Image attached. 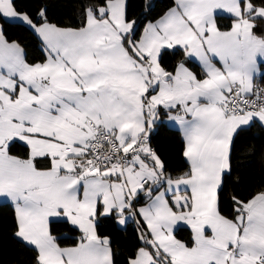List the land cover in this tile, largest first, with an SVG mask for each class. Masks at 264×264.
Returning a JSON list of instances; mask_svg holds the SVG:
<instances>
[{
    "label": "snow or ice",
    "instance_id": "6c2138e0",
    "mask_svg": "<svg viewBox=\"0 0 264 264\" xmlns=\"http://www.w3.org/2000/svg\"><path fill=\"white\" fill-rule=\"evenodd\" d=\"M217 10L233 16L230 30L217 27ZM39 16L37 24L0 0V17L32 28L46 51L30 64L0 28V197L13 206L14 237L35 252L32 264H114L100 215L140 218L143 246L128 264H264V190L233 197L231 217L218 198L234 136L264 127V89L253 86L264 62V36L254 32L264 0H173L142 32L127 0L85 8L77 28ZM169 49L196 58L203 76L183 61L162 67ZM160 109L185 140L190 168L175 179L148 145ZM17 143L23 154H13ZM60 217L82 233L74 246L50 231ZM185 225L191 245L174 235Z\"/></svg>",
    "mask_w": 264,
    "mask_h": 264
},
{
    "label": "trees",
    "instance_id": "16d2710c",
    "mask_svg": "<svg viewBox=\"0 0 264 264\" xmlns=\"http://www.w3.org/2000/svg\"><path fill=\"white\" fill-rule=\"evenodd\" d=\"M18 12L27 13L37 24L42 22L39 16L44 10L47 21L59 27L77 28L81 26L82 13L85 8L98 5L101 0H13ZM259 3V0H254ZM173 6V0H127L129 18L138 22L142 32L145 24L154 21ZM217 25L221 30L229 29L232 18L217 15ZM254 32L264 36V20L255 21ZM0 28L8 41H15L23 48L26 61L42 62L45 53L41 41L32 29L18 22H11L0 17ZM186 62L189 67L202 77L195 62L189 60L182 49L167 50L162 56V67L172 71L180 62ZM261 74L254 80L256 86H264V63H261ZM175 110L171 114H173ZM169 116L165 110H159V116L153 131L149 134L148 143L165 164L167 173L173 178L189 171V164L183 156L185 142L175 128L169 127L165 119ZM25 148L17 143L13 154H23ZM231 170L223 175L222 186L218 191L219 206L223 215L231 217L235 207L233 197L248 200L252 195L264 190V127L258 123L243 127L234 136L231 150ZM143 199L138 205L144 203ZM133 217L120 228L113 216L97 217L98 235L110 238L114 264H128V261L143 246L140 240L139 226ZM16 227L14 209L7 202L0 203V264H32L35 252L14 237ZM50 231L57 238L60 246H73L82 233L67 220L50 222ZM146 228V225L144 226ZM176 237L189 245L192 243L191 231L182 227L176 231Z\"/></svg>",
    "mask_w": 264,
    "mask_h": 264
},
{
    "label": "crops",
    "instance_id": "0c3cea01",
    "mask_svg": "<svg viewBox=\"0 0 264 264\" xmlns=\"http://www.w3.org/2000/svg\"><path fill=\"white\" fill-rule=\"evenodd\" d=\"M168 11V10H167ZM166 11V12H167ZM165 12V13H166ZM164 13V14H165ZM164 14H162L159 18H157L156 20H154V21H149V22H155V21H157L158 19H160ZM217 15H223V16H227V17H230V18H232L233 19V21H232V23H231V26H232V24L235 22V20H234V18H233V16L231 15V14H229V13H227L225 10H217V12H216V17H217ZM8 21H13V22H20L18 19H13V18H8L7 19ZM149 22H147L146 24H145V26L149 23ZM21 23V22H20ZM216 23H217V21H216ZM24 24V23H23ZM26 25V24H25ZM27 26V25H26ZM144 26V27H145ZM231 26H230V28L229 29H226V30H221L219 27H218V25H217V27L221 30V31H228V30H230L231 29ZM29 27V26H28ZM59 27V26H58ZM30 28V27H29ZM62 28H68V27H62ZM72 28V27H71ZM30 29H32V28H30ZM33 30V29H32ZM143 31V30H142ZM33 32L37 35V37L40 39V41H41V47H42V49H43V51H44V53H45V57H46V51H45V46H44V44H43V42H42V39L38 36V34L33 30ZM8 42H15V41H8ZM15 43H17V42H15ZM18 44V43H17ZM19 46H20V44H18ZM21 47V46H20ZM22 48V47H21ZM23 49V48H22ZM171 50H174V49H171ZM187 57V56H186ZM189 60H191V61H193V62H195L196 64H197V66H198V69L200 70V72H201V74L203 75V71H202V68H201V66H200V64H199V62H198V60L196 59V58H190V57H187ZM45 60V59H44ZM43 60V61H44ZM42 61V62H43ZM29 63V62H28ZM262 63H264V62H262ZM30 64H34V63H30ZM184 64H185V66L190 70V71H192V72H194L190 67H189V65L186 63V62H184ZM178 65V64H177ZM177 65L175 66V68L177 67ZM261 63L259 64V66H258V70H257V72H256V75H255V77H254V79H253V86H254V88H256V84H255V82H254V80H255V78L257 77V76H259L260 74H261ZM217 67H221V65L219 64V63H217ZM174 68V69H175ZM174 69L172 70V71H174ZM195 73V72H194ZM196 74V73H195ZM198 76V75H197ZM199 77V76H198ZM177 114H180V115H182L183 113H177L176 111L173 113V114H171V115H177ZM165 123L169 126V127H172V128H175V129H177L178 131H180V133H181V135H182V137H183V132H182V128H181V126H180V124L178 123V122H176V121H173V120H170L169 119V116L165 119ZM258 124H260V123H258ZM261 125V124H260ZM244 127H246V126H244ZM183 140H184V137H183ZM184 142H185V140H184ZM148 145H149V147H151V145L148 143ZM153 149V148H152ZM186 159V158H185ZM187 161V160H186ZM189 164V163H188ZM190 166V165H189ZM175 179V178H174ZM2 202H7V203H9V204H11L9 201H8V199L7 198H4V197H0V203H2ZM145 203L146 202H144V203H142V204H140V205H138L137 206V208H139V207H142V206H144L145 205ZM11 206H12V204H11ZM13 207V206H12ZM109 216V215H108ZM130 218V217H129ZM132 218L133 217H131L129 220H127V222L128 221H130V220H132ZM55 220H66L65 218H63V217H60V218H50V222H52V221H55ZM116 223H117V225L118 226H120L119 224H118V222H117V220H116ZM181 223H183V222H181ZM49 226H50V224H49ZM184 227H186V228H188L189 230H190V227L189 226H187V225H185ZM191 231V230H190ZM192 234V233H191ZM174 235L176 236V231L174 230ZM177 238V237H176ZM178 239V238H177ZM191 245V244H190ZM74 246V245H73ZM61 247H71V246H61Z\"/></svg>",
    "mask_w": 264,
    "mask_h": 264
},
{
    "label": "rangeland",
    "instance_id": "374dc122",
    "mask_svg": "<svg viewBox=\"0 0 264 264\" xmlns=\"http://www.w3.org/2000/svg\"><path fill=\"white\" fill-rule=\"evenodd\" d=\"M11 22H13V21H11ZM18 23H20V22H18ZM23 24V23H22ZM25 25V24H24ZM28 27V26H27ZM109 216H113L116 220H117V222H118V217H116L115 215H109ZM131 218V217H130ZM128 216H126V223H127V220H129L130 219ZM126 223L125 224H120V223H118L120 226V228H124L125 226H126Z\"/></svg>",
    "mask_w": 264,
    "mask_h": 264
},
{
    "label": "built area",
    "instance_id": "2783aa9c",
    "mask_svg": "<svg viewBox=\"0 0 264 264\" xmlns=\"http://www.w3.org/2000/svg\"><path fill=\"white\" fill-rule=\"evenodd\" d=\"M256 88L264 89V86H256Z\"/></svg>",
    "mask_w": 264,
    "mask_h": 264
}]
</instances>
